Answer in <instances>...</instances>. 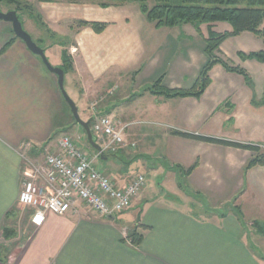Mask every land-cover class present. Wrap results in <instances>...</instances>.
I'll list each match as a JSON object with an SVG mask.
<instances>
[{
	"label": "crops",
	"instance_id": "1",
	"mask_svg": "<svg viewBox=\"0 0 264 264\" xmlns=\"http://www.w3.org/2000/svg\"><path fill=\"white\" fill-rule=\"evenodd\" d=\"M33 6L44 35L30 37L52 67L62 69L63 58L68 60L64 89L81 120L90 115L91 121L96 113L125 128L124 146L95 169L123 188L136 176L156 169L175 178L161 163L183 169L197 164L182 178L184 189L178 190L182 200L174 203L204 196L215 204L234 200L235 205L217 221H203L176 205L144 200V184L131 208L120 214L129 216L134 205H144L133 220L118 215L103 218L79 205L76 212L47 215L43 226L33 229L29 211L18 205L26 180L25 156L36 159L58 153L61 136L82 129L73 123L56 76L14 39L10 24L0 21V245L11 244V240L3 241L1 233L3 227L13 228V212L22 211L25 230L31 231L25 238L15 230L12 240L26 243L17 256L13 253V259L0 264H264V167L244 171L252 157L249 151L172 134L264 148V63L238 59L237 64L249 74L256 102L263 103L260 106L252 103L253 91L244 79L219 65L209 72L210 84L199 99L167 100L148 89L162 78L166 89L189 90L207 61L204 54L197 63V46L204 52V41L194 28L191 33L186 25L156 28L134 2L107 8L66 1ZM79 22L106 27L95 33L91 27H78ZM247 39L256 42L253 36ZM262 47L258 44L247 52L236 49L233 53L237 57L238 52L248 54ZM246 65L256 67L258 75ZM136 138L147 140L143 152L133 151ZM156 144H161L158 153H154ZM162 150L169 162L161 159ZM135 229L143 237L138 247L126 240ZM252 250L260 253L254 255Z\"/></svg>",
	"mask_w": 264,
	"mask_h": 264
},
{
	"label": "trees",
	"instance_id": "2",
	"mask_svg": "<svg viewBox=\"0 0 264 264\" xmlns=\"http://www.w3.org/2000/svg\"><path fill=\"white\" fill-rule=\"evenodd\" d=\"M39 2H59L66 1L70 3L78 2H94L101 8L111 6H121L130 2H134L139 6L141 13L146 19L155 24L156 28H175L183 25L192 26L197 35L203 38L204 54L206 56V63L202 67L197 80L189 90L181 89H166L161 86L162 78L157 80L154 85L148 89V92L155 96H162L164 99H182L193 97L199 99L205 89L210 84L209 72L211 69L219 65L227 73L241 76L250 89L253 91L252 80L245 69L240 66H233L227 60L219 56L220 45L228 38L237 37L244 32H249L260 38L264 45V0H153L155 5L152 8L147 7L148 0H38ZM14 6L19 20L20 12L24 8L28 9V5L22 4L20 0H0L1 4ZM22 4V5H21ZM23 6H25L23 8ZM30 9V7H29ZM32 10V8H31ZM33 16V15H32ZM34 22L38 21L37 16ZM217 23H227L231 26L230 31L224 33H216L213 31ZM206 27V36H204L201 27ZM78 27H91L95 33H101L106 25L101 23H87L79 22ZM14 39H16L14 37ZM237 57L241 61L253 60L258 63H264V52H251L244 54L237 53ZM63 71L66 72L69 68V62L63 58ZM252 103L255 106H260L262 102H256L254 91ZM75 124V123H74ZM76 125V124H75ZM173 136L184 139H189L197 142L228 147L243 151H249L252 154L251 159L245 165L244 171H248L254 167H264V148L259 145L242 144L234 141L218 139L214 137H205L190 133L172 132ZM165 170L173 171L177 177V184L180 189H184V181L182 178L188 177L196 168L197 164L188 169H183L179 166H170L166 163H161ZM12 216L15 217V212ZM9 215L5 219H9ZM2 239L7 242L15 237V230L11 227L2 228ZM142 235L138 234L136 229L133 230L127 239L134 247H138L142 241ZM3 245H0V247ZM4 258L0 257V262L4 263Z\"/></svg>",
	"mask_w": 264,
	"mask_h": 264
},
{
	"label": "built area",
	"instance_id": "3",
	"mask_svg": "<svg viewBox=\"0 0 264 264\" xmlns=\"http://www.w3.org/2000/svg\"><path fill=\"white\" fill-rule=\"evenodd\" d=\"M90 131L105 154H115L125 144V128L104 115L94 114ZM133 146V144H132ZM58 153L48 154L41 164L30 163L18 205L29 211V225L38 229L47 215L62 216L76 212L79 205L100 216H116L127 212L144 187L143 176H136L118 188L94 167L99 154L89 158L67 137L57 142Z\"/></svg>",
	"mask_w": 264,
	"mask_h": 264
},
{
	"label": "rangeland",
	"instance_id": "4",
	"mask_svg": "<svg viewBox=\"0 0 264 264\" xmlns=\"http://www.w3.org/2000/svg\"><path fill=\"white\" fill-rule=\"evenodd\" d=\"M21 3L24 5H28L30 7H28V9L24 8L25 6H23L24 9L22 10H26V11H21L20 14V22L22 24L23 30L30 36L33 35L35 38L38 36H42L44 35V29L42 28V20L39 19V24L38 21L34 22V20H36V18L33 16H37V18H39V16L36 14V10L33 6V3H37L39 2L38 0H20ZM21 4V5H22ZM155 5V2L153 0H148L147 1V7L152 8ZM32 8V10H31ZM14 6H10L7 4H1L0 5V10L3 13H7L9 11H14ZM33 15V16H32ZM39 25L41 27H39ZM264 27V23L261 26V28ZM186 32L191 33L192 31L194 32V29L192 26L190 25H186L185 27ZM201 30L204 34V36H206V27L202 26ZM231 30V26L227 23H217L214 26L213 31H215L216 33H224L225 31H230ZM196 34V33H195ZM247 36H253L256 40V42L252 43L247 39ZM197 37H199L197 35ZM262 45L263 42L260 38L256 37L255 35H253L252 33L249 32H244L240 35V37L238 36V38H228V40L224 43V45L222 46V49L220 48V53L219 56L222 57L223 59L227 60L228 63L230 65L233 66H237L238 64V58L236 57V52L233 53V51L236 49H238L239 51L243 52V51H248L247 49H255V47L257 45ZM259 51H263L264 52V48L262 47L260 50H252L251 52H259ZM197 63L199 60H203L204 59V52L200 51V46H197ZM201 54V57H200ZM234 55V56H233ZM235 57V59H234ZM49 59L50 61H52V63H54V59L52 55H49ZM254 64H259L255 61H252ZM247 69L251 72L255 71V76L258 75L259 71L256 69V67H253V65H246ZM56 67V66H55ZM259 81H257L258 83ZM90 115H88V117H84L82 120L84 122H90ZM74 123V121H73ZM77 126V125H76ZM82 129V128H81ZM62 136H67L69 137L74 145L83 153H85L89 158H93L96 155V152H94L90 146L88 145L87 141H86V136L82 130L81 131H69L68 133H65ZM61 136V137H62ZM146 139L141 140L140 138H136V148L133 150L135 153H140L144 151V147H146ZM157 145V144H156ZM161 148V144L157 145L156 149L154 150V153H158L160 151ZM54 154V153H51ZM36 155L38 156V153H36ZM165 151L162 150L160 153V157L163 161H168L165 158ZM45 157V156H44ZM44 157H38L36 159H33L32 156H25V160H26V165L29 166L30 163H34V165H38L41 164ZM151 162H154V160H152ZM28 163V164H27ZM38 163V164H36ZM99 164H103L101 160H98L94 166L96 165V167L99 166ZM131 164H127L128 166L132 165ZM140 169H138L137 171H139ZM140 172V171H139ZM144 175V174H143ZM146 177L145 180V190L143 192V197L144 200L148 197L149 201H151V203H157L158 205H161L162 203L164 205H176L179 208H181L184 211H188L190 213H192L193 215L199 217V219L203 220V221H217L218 218H220L219 216L222 214L224 215L225 213H228L229 210L233 209V205H235V201H231L227 204H215V202H213L212 200H210L208 197L205 198L203 196V199L200 198H190L188 199L187 202H176L174 203L175 200H182V195H180L181 193L178 191L179 187L177 184V180H176V175L175 178L173 175H165L164 173H162V171L160 169H156V171L150 173L149 175H144ZM143 176V177H144ZM164 179V180H163ZM162 181H164V183L162 184ZM166 190V191H164ZM174 195H177V197H174ZM172 201V202H171ZM144 205H134L133 209H132V213H130L129 216H120V215H116L119 219H129V220H133L137 215V213H139L141 210H143ZM17 212V211H16ZM17 214V215H16ZM15 219L12 222V227L14 228V230L17 231L18 236H24L25 238H27L31 231L29 230H25V218L22 215V211L19 213H15ZM217 218V219H216ZM8 224V221H7ZM10 224V223H9ZM11 226V225H9ZM136 226V225H135ZM134 226V227H135ZM26 242H24L23 244L20 243L19 240H11V244H5L3 246L0 247V257L4 258V256H6V259L8 257H12V259L14 258L13 253L15 256H17L19 254V251L22 249V245H24ZM253 251V250H252ZM254 255L259 254L260 252L258 251H253Z\"/></svg>",
	"mask_w": 264,
	"mask_h": 264
},
{
	"label": "water",
	"instance_id": "5",
	"mask_svg": "<svg viewBox=\"0 0 264 264\" xmlns=\"http://www.w3.org/2000/svg\"><path fill=\"white\" fill-rule=\"evenodd\" d=\"M0 21L6 22L8 24H10L11 28H12V32L14 34V37L18 40H20L27 48V50L32 53L33 55L37 56L40 58L41 62L43 63V65L45 66L46 70L48 72H50L51 74L55 75L57 78V85L59 88V91L64 99V101L66 102L70 114L74 120V123L81 127L85 136H86V141L88 143V145L90 146V148L96 152L97 154H99V159L101 161H106L109 158H113L115 157L114 155H106L104 154L100 147L96 144L95 139L90 131V127H89V122H84L83 120H81V118L79 117L78 114V109L76 107V105L74 104V102L71 100V98L67 95V93L65 92L64 89V72L62 69L60 68H56V67H52L48 60L45 57L44 51L38 47L33 40L31 39V37L23 30L22 24L16 14V12L14 11H9L7 13H3L0 10ZM108 217H112V216H108Z\"/></svg>",
	"mask_w": 264,
	"mask_h": 264
}]
</instances>
